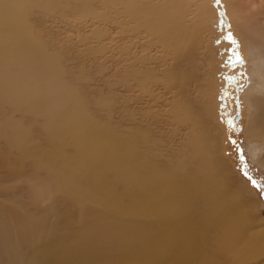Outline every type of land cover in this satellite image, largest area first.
Returning a JSON list of instances; mask_svg holds the SVG:
<instances>
[{
	"label": "bare ground",
	"instance_id": "6f19581e",
	"mask_svg": "<svg viewBox=\"0 0 264 264\" xmlns=\"http://www.w3.org/2000/svg\"><path fill=\"white\" fill-rule=\"evenodd\" d=\"M96 1L0 0V264H264L259 203L231 170L204 91L220 68L215 9L100 0L98 13ZM222 2L247 57L245 138L264 168V0ZM61 10L80 33L92 28L79 35L82 58L118 72L98 82L133 75L116 128L61 86L72 77L62 66L76 62L42 51L38 21L27 22ZM23 65L43 70L27 90L15 83Z\"/></svg>",
	"mask_w": 264,
	"mask_h": 264
},
{
	"label": "rangeland",
	"instance_id": "374dc122",
	"mask_svg": "<svg viewBox=\"0 0 264 264\" xmlns=\"http://www.w3.org/2000/svg\"><path fill=\"white\" fill-rule=\"evenodd\" d=\"M93 3H95L93 6L95 7L94 10L96 12L98 13L103 12L101 10L103 9V6L100 0H97L96 2ZM198 3L204 6L205 8H209L210 10L212 7L213 9H215V13H217V15L212 17L211 11H208L207 15H208V20L210 19L208 23L211 24V28L213 27V29L215 30V34L213 35L214 33L213 30L211 37L212 38L218 37L216 40H214V46L221 48L217 54L219 58L217 61L218 64L220 65V68L216 71L214 77L216 79V82L218 81L219 83H222L223 81V89L219 87V93H218L219 95L217 97L218 99L217 113L220 116V119L217 114H216L217 116L216 118L223 127V131H222L223 142L225 141V143L227 144L226 147L224 143V146L226 147L224 150L225 156L228 158V161L232 167L231 170L233 169L236 172L238 178H240L242 182L244 180L245 186H247V188L251 192L250 193L251 197L256 199V201L259 203L257 207L260 208V211L258 213L259 215L258 214L256 215L264 218V168L260 166L258 161L259 159L255 158V156L252 155L251 143L245 138L248 107L247 104L245 103L244 92L246 90V87H248V85L250 84V82L247 80L249 77V73L247 70H245L247 69V65L242 66V64L240 65L239 63H235V64L230 63V58L232 57V51L233 49H235L236 46L232 45L231 41L226 39L227 33L231 31V22L228 14L225 17H221L219 15L220 12L225 11L224 3L222 2V0L219 4L215 3L214 0H200V2ZM45 15L46 14H42L41 16H39L40 18L37 17L35 21L27 19L28 23H33L38 21L36 22L38 26H35L33 29L36 35L40 36L39 34L44 33L43 35H41L42 51L51 52L50 56L54 57L56 60L60 62L70 61V60L76 62V64L74 65V70H71V66L69 64L62 66V70L68 74L72 73V77L64 81V83L61 84V86H63L64 88H70L72 91V97L74 96L80 99V104L92 107L89 117L92 116L94 119L101 122L105 121V119L106 120L109 119L108 121L109 125L115 128L118 127L119 116L121 115L123 116L122 106H124V101L126 100L124 94V82L126 80H132L133 75L121 80L120 84H117L116 86L107 89L104 83L101 84V81L98 82V80L101 79L107 82L111 79L109 74H113L117 76L118 72L113 69H110L108 74V72L104 70V68L108 67L107 66L108 64L106 62L107 60L104 61L105 64L104 65L100 61L96 60L93 55H89L84 59L78 53V50L85 49V47H83L80 43H78V41L80 40L79 35L85 34L84 36H88L91 33L92 28H85V29L83 28L82 31L83 30L84 31L83 32L81 31L80 33L79 31H77L72 27L74 21L73 17L71 15L69 16L68 13H64L62 10L56 14H51L46 16ZM114 18L115 16H112L110 13L107 14L105 16V21H109V23L106 22L103 25H100V29L105 31L107 30L106 33L107 32L109 33L110 30H114L116 27H114V25L111 22V20ZM112 26L114 27V29L112 28ZM43 28L45 30H42ZM112 37L113 36H107L106 34V39L104 40L108 42ZM235 38L237 39V37ZM90 39L91 38H89L88 40L89 42L90 41L95 42V40L93 41ZM242 48L243 47L241 46L239 51L241 52L242 57L246 61L247 57ZM111 50L112 47L110 46L109 51ZM117 65L118 64H116V66ZM236 67L238 70L237 74L231 75L232 72L236 69ZM207 68H209L210 70L212 67L209 64V66L207 65ZM245 72L247 73V77L243 75ZM106 74L110 79L106 78L107 76ZM121 75H122V71H120V76ZM240 76H242V78H245L246 82L243 79L242 82H240V88L239 86L235 87L234 83L237 81V79ZM75 77L78 78L73 79ZM229 77H234L235 82L234 83L229 82L232 81L228 79ZM242 86H244L245 89L244 92L240 91ZM214 88L211 90L210 87L208 88V86H206L204 89V91L208 94V102L209 100L211 101L213 97L212 100L213 105H215ZM229 88H232V90L229 91ZM236 91L237 92L240 91V92L238 94L237 93L234 94V92ZM100 93L103 94V96H99ZM195 93L197 94V91H195ZM230 94H234L233 96L235 97L232 103L231 101L233 97L229 98ZM239 96L241 98V101L243 102L242 109L236 107V98ZM228 98L230 102H228L229 101L227 100ZM126 104H128L129 106H133V101H129ZM110 111H111V115L109 114ZM105 112H107L109 116L103 115V113ZM229 120H232L231 128H229V125L227 123ZM232 140L237 141L235 146H233V144L231 143ZM237 148L242 149V155L244 161L243 163H241V156H238L237 154V150H236ZM244 169H247L249 175L253 179L259 182L258 187L254 188L252 184L248 181V179L244 177L243 175Z\"/></svg>",
	"mask_w": 264,
	"mask_h": 264
},
{
	"label": "snow or ice",
	"instance_id": "6c2138e0",
	"mask_svg": "<svg viewBox=\"0 0 264 264\" xmlns=\"http://www.w3.org/2000/svg\"><path fill=\"white\" fill-rule=\"evenodd\" d=\"M214 2L217 3V4H219V3L221 2V0H214ZM219 15H220L221 17H225V16L227 15L226 10L220 12ZM226 39L229 40V41H231V44H232V45H235V46H236L235 49H233V51H232V57L230 58V63H231V64L239 63V64H242V65H246V61H245V59L242 57L241 52L239 51L241 45H240V43L237 41V39L234 37V34H233L231 31H229V32L227 33ZM243 75H244L245 77H247V73H246V72H245ZM228 79H229V80H232V79H234V77H229ZM244 90H245V89H244V86H242L241 89H240V91H241V92H244ZM236 107L239 108V109H242V107H243V102L241 101L240 97H237V98H236ZM227 123H228V125H229V128H231V127H232V120H229ZM234 131H235V130H234ZM241 131H242V129H241ZM231 143L233 144V146H235L236 143H237V141L232 140ZM236 150H237V154H238V156H241V163H243L244 161H243L242 149L237 148ZM243 175H244V177H245L246 179H248V181L252 184V186H253L254 188L259 186V182H258L257 180H255V179H253V178L249 175V172H248L247 169H244V170H243Z\"/></svg>",
	"mask_w": 264,
	"mask_h": 264
},
{
	"label": "clouds",
	"instance_id": "9594fccd",
	"mask_svg": "<svg viewBox=\"0 0 264 264\" xmlns=\"http://www.w3.org/2000/svg\"><path fill=\"white\" fill-rule=\"evenodd\" d=\"M3 11L6 13L11 14L13 12V4L6 2L2 5ZM43 70L29 66V65H23L21 66L15 76V83L18 88L21 90H27L33 81L37 78L38 75L42 73ZM45 84L47 88L50 90H55L58 85L55 81V79H46ZM259 151V150H257Z\"/></svg>",
	"mask_w": 264,
	"mask_h": 264
},
{
	"label": "flooded vegetation",
	"instance_id": "af4514ba",
	"mask_svg": "<svg viewBox=\"0 0 264 264\" xmlns=\"http://www.w3.org/2000/svg\"><path fill=\"white\" fill-rule=\"evenodd\" d=\"M240 65H241V64H240ZM242 66H245V65H242ZM237 71H238V70H237V67H236V69L232 72L231 75H234V74L236 75V74H237ZM243 79L245 80V78H242V76H240V77L237 79L236 82H235V78L232 79V81H229V82H232V83L235 82V83H234V84H235V87H236V86H239V88H240V82H242ZM245 82H246V80H245ZM216 83H217V86L214 88L215 93H214V92H213V93L215 94V96H214V101H215L214 108H215V112H216V114L218 115V113H217V112H218V110H217V109H218V99H217V97H218V95H219V94H218V93H219V87H221V88L223 89V81H222V83H219L218 81H217ZM221 84H222V85H221ZM231 90H232V88H229V91H231ZM239 92H240V91H238V92L236 91V92H234V94H236V93L238 94ZM228 94H229V92H228ZM234 94H230V95H229V98H230V97H231V98L233 97L231 103L233 102V100H234V98H235V97L233 96ZM239 97H240V96H239ZM229 98H228L227 100H229ZM240 99H241V98H240ZM228 102H230V100H229ZM232 108H233V107H232ZM232 108H231V110H232ZM218 117H219V119H220V116H219V115H218ZM224 143H225V141H224ZM225 146L227 147V144H226V143H225Z\"/></svg>",
	"mask_w": 264,
	"mask_h": 264
}]
</instances>
